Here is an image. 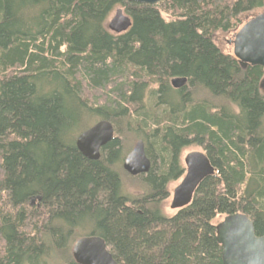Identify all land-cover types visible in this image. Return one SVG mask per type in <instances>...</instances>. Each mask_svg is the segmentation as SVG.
I'll use <instances>...</instances> for the list:
<instances>
[{"label": "trees", "instance_id": "1", "mask_svg": "<svg viewBox=\"0 0 264 264\" xmlns=\"http://www.w3.org/2000/svg\"><path fill=\"white\" fill-rule=\"evenodd\" d=\"M117 9L133 23L121 35ZM263 12L264 0H0V264H77L86 236L118 264H223L216 222L236 213L264 237V69L215 42ZM100 121L115 135L90 161L76 141ZM139 141L151 169L131 177ZM191 147L215 175L168 217Z\"/></svg>", "mask_w": 264, "mask_h": 264}, {"label": "water", "instance_id": "2", "mask_svg": "<svg viewBox=\"0 0 264 264\" xmlns=\"http://www.w3.org/2000/svg\"><path fill=\"white\" fill-rule=\"evenodd\" d=\"M156 6L163 0H128ZM132 19L122 9H117L108 23V29L116 34L126 33L132 27ZM233 45L234 57L243 65L264 69V12L249 20L229 42ZM187 84L183 78L172 80V86L180 89ZM115 130L108 121H100L83 132L76 141L80 153L90 161L100 159L101 149L114 139ZM185 174L174 190L171 209L180 211L193 200L199 185L215 175L207 155L202 151L188 154L184 159ZM151 161L145 153L142 141L135 144L127 155L123 170L131 177L147 175ZM218 243L223 248V264H264V237H257L254 223L244 214L227 216L216 227ZM72 255L77 264H118L109 252L106 242L99 237L80 238L73 246Z\"/></svg>", "mask_w": 264, "mask_h": 264}, {"label": "rangeland", "instance_id": "3", "mask_svg": "<svg viewBox=\"0 0 264 264\" xmlns=\"http://www.w3.org/2000/svg\"><path fill=\"white\" fill-rule=\"evenodd\" d=\"M115 12H114V14H115ZM114 14L112 15V17L114 16ZM232 37L233 36L230 35V34H223V33H219L216 36L215 42H216L217 46L219 47V49L225 54L234 55L233 54V45H231L229 43L234 38V37L233 38ZM135 144H134V146H135ZM134 146H133V148H134ZM195 151H202V150L200 148L191 147V148H187V149H185L183 151V153H182V162H183V164H184L185 157L188 154H190L192 152H195ZM123 180H124L125 194H127V195H129L131 197H133V196L136 197L137 195L141 194L142 191L140 190V188L137 185H135L134 181H132L131 179L127 178L126 175L125 176L123 175ZM180 181L181 180L173 182L172 184L169 185V191L171 192V197L164 204V213L168 217H172L178 212L177 210L171 209V204H172V197H173L174 190L178 187V185L180 184ZM222 221H223V218H218V220L216 222L217 225L220 224Z\"/></svg>", "mask_w": 264, "mask_h": 264}]
</instances>
